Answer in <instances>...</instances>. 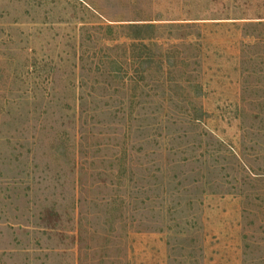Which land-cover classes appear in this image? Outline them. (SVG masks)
Returning <instances> with one entry per match:
<instances>
[{"label": "rangeland", "instance_id": "1", "mask_svg": "<svg viewBox=\"0 0 264 264\" xmlns=\"http://www.w3.org/2000/svg\"><path fill=\"white\" fill-rule=\"evenodd\" d=\"M0 264H264V0H0Z\"/></svg>", "mask_w": 264, "mask_h": 264}, {"label": "trees", "instance_id": "2", "mask_svg": "<svg viewBox=\"0 0 264 264\" xmlns=\"http://www.w3.org/2000/svg\"><path fill=\"white\" fill-rule=\"evenodd\" d=\"M127 29L133 33L132 40L138 41V43L133 42L134 43L133 47L136 49L137 52H143V49L145 48L144 47L145 46L144 40H146L145 39L146 38L145 33L147 31L152 30L153 26L151 24H130L127 26ZM142 54L141 55L135 54V56H133V57H135L136 61H138L140 59L139 63L148 64V61H150L151 59L143 58ZM141 73L142 72H140V71H137V70L135 71L136 75L134 76L133 80L137 84L141 81L140 76H139V75H141Z\"/></svg>", "mask_w": 264, "mask_h": 264}]
</instances>
